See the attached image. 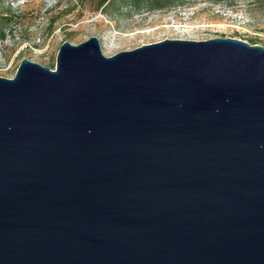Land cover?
I'll list each match as a JSON object with an SVG mask.
<instances>
[{
  "label": "water",
  "instance_id": "obj_1",
  "mask_svg": "<svg viewBox=\"0 0 264 264\" xmlns=\"http://www.w3.org/2000/svg\"><path fill=\"white\" fill-rule=\"evenodd\" d=\"M0 264H264V47L23 58L0 77Z\"/></svg>",
  "mask_w": 264,
  "mask_h": 264
},
{
  "label": "rangeland",
  "instance_id": "obj_2",
  "mask_svg": "<svg viewBox=\"0 0 264 264\" xmlns=\"http://www.w3.org/2000/svg\"><path fill=\"white\" fill-rule=\"evenodd\" d=\"M0 0V77L23 58L53 69L59 46L96 37L104 56L165 39L230 37L264 47V0H183L144 11L112 0Z\"/></svg>",
  "mask_w": 264,
  "mask_h": 264
},
{
  "label": "trees",
  "instance_id": "obj_3",
  "mask_svg": "<svg viewBox=\"0 0 264 264\" xmlns=\"http://www.w3.org/2000/svg\"><path fill=\"white\" fill-rule=\"evenodd\" d=\"M112 0H100L99 4L101 7L107 6ZM115 1V0H114ZM120 4L125 6H130L137 10H144V11H155V10H165L169 9L183 0H117ZM208 2H219V1H231V0H204ZM4 33L1 34V37L4 38ZM250 44H255L252 42Z\"/></svg>",
  "mask_w": 264,
  "mask_h": 264
},
{
  "label": "built area",
  "instance_id": "obj_4",
  "mask_svg": "<svg viewBox=\"0 0 264 264\" xmlns=\"http://www.w3.org/2000/svg\"><path fill=\"white\" fill-rule=\"evenodd\" d=\"M4 40H5V36H4V38L0 42L2 43Z\"/></svg>",
  "mask_w": 264,
  "mask_h": 264
}]
</instances>
